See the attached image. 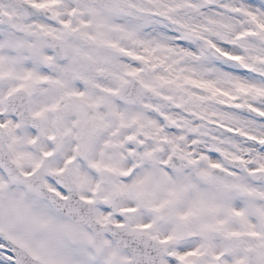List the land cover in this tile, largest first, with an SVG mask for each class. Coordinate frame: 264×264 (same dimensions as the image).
Here are the masks:
<instances>
[{
    "label": "snow or ice",
    "instance_id": "obj_1",
    "mask_svg": "<svg viewBox=\"0 0 264 264\" xmlns=\"http://www.w3.org/2000/svg\"><path fill=\"white\" fill-rule=\"evenodd\" d=\"M0 264H264V0H0Z\"/></svg>",
    "mask_w": 264,
    "mask_h": 264
}]
</instances>
